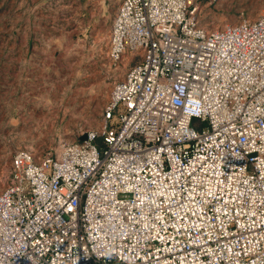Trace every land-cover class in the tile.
I'll return each mask as SVG.
<instances>
[{
    "label": "built area",
    "instance_id": "2783aa9c",
    "mask_svg": "<svg viewBox=\"0 0 264 264\" xmlns=\"http://www.w3.org/2000/svg\"><path fill=\"white\" fill-rule=\"evenodd\" d=\"M117 1L109 58L137 60L99 130L15 154L0 264H264V15Z\"/></svg>",
    "mask_w": 264,
    "mask_h": 264
},
{
    "label": "rangeland",
    "instance_id": "374dc122",
    "mask_svg": "<svg viewBox=\"0 0 264 264\" xmlns=\"http://www.w3.org/2000/svg\"><path fill=\"white\" fill-rule=\"evenodd\" d=\"M199 2L209 28L264 15V0ZM117 9V0H0V191L19 151L55 153L103 126L114 85L137 60L109 58Z\"/></svg>",
    "mask_w": 264,
    "mask_h": 264
},
{
    "label": "water",
    "instance_id": "95a60500",
    "mask_svg": "<svg viewBox=\"0 0 264 264\" xmlns=\"http://www.w3.org/2000/svg\"><path fill=\"white\" fill-rule=\"evenodd\" d=\"M80 139H81V140L86 139V135L82 136Z\"/></svg>",
    "mask_w": 264,
    "mask_h": 264
}]
</instances>
